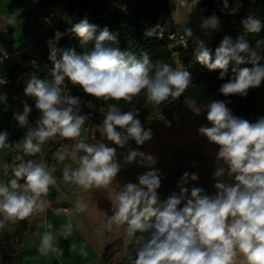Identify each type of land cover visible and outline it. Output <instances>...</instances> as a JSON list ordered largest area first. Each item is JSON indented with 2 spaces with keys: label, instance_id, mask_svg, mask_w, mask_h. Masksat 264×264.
Instances as JSON below:
<instances>
[{
  "label": "clouds",
  "instance_id": "obj_1",
  "mask_svg": "<svg viewBox=\"0 0 264 264\" xmlns=\"http://www.w3.org/2000/svg\"><path fill=\"white\" fill-rule=\"evenodd\" d=\"M239 6L228 14H234ZM228 8V0H223V9ZM241 25L242 32L235 39L223 37L214 56L203 41L194 42V60L209 71L219 70V79H224L231 65L233 76L218 88L224 97H244L249 89L259 87L264 81V63H261L264 39L256 40L254 46L247 39L250 34L260 33L264 22L249 15ZM219 26L215 14L203 18L200 24L208 35ZM71 30L85 50L77 53L74 48L56 47L62 36L59 32L48 41L52 79L32 77L26 83L24 93L35 98L39 116L34 124L30 123L32 109L28 106L22 114L14 115L18 126L26 129L14 147L27 156H36L49 139L75 141L71 153H54L61 162L70 158L77 163L75 168L65 164L63 181L85 191L107 188L123 167L117 162V148H125L130 141L143 145L153 137L151 129H146L138 119L134 98L143 93L146 103L158 107L170 97L183 94L191 83L190 74L160 61L153 65L147 54L136 60L127 51L106 47L105 42H116L107 27L98 31L96 25L81 20ZM184 31L188 38L192 37L190 28ZM89 43L93 45L91 50H87ZM244 64L251 67H240ZM66 80L95 100L115 101L99 109L104 118L95 126L100 139L94 143L81 138L88 115L82 114L81 97L69 95ZM121 101L131 106L129 110H121L118 106ZM228 103L231 101L212 100L199 105L196 111L197 115L206 113L211 125L201 126L199 134L219 149L213 173L214 195L205 194L200 187H193L189 193L183 185L199 177L186 171L179 181V194H171L158 205L161 174L155 169L156 158L128 150L124 164L135 162L152 170L139 175L138 183L123 185L111 197L112 215L105 227L111 230L113 225L126 226V236L135 239L138 247L130 264H264V117H258L255 122L237 117L227 107ZM86 105L93 107L91 101ZM8 138L6 130L0 131V149L13 146ZM14 176L8 184H0V229L43 211L46 204L43 197L57 182L46 162L37 159L21 160ZM86 207L77 203L75 209L82 212ZM71 232L72 224L68 223L61 235L67 238ZM138 232L147 235L137 237ZM54 239L49 231L42 234L38 248L41 255L59 251ZM82 254L87 253L82 251Z\"/></svg>",
  "mask_w": 264,
  "mask_h": 264
},
{
  "label": "trees",
  "instance_id": "obj_2",
  "mask_svg": "<svg viewBox=\"0 0 264 264\" xmlns=\"http://www.w3.org/2000/svg\"><path fill=\"white\" fill-rule=\"evenodd\" d=\"M110 1L112 0H36V6L41 18L43 20L47 18L50 20L56 19V21H52L43 30L40 40L36 43L37 47H35L34 52L24 54L20 62L13 63L8 67L5 72L8 85L13 86L17 82L19 73L26 74V76L34 75L39 80H51L53 64L48 59V41L54 39L55 34L59 32L62 36L56 47L61 49L74 48L77 53L84 51L85 49L81 48L79 38L71 29L81 20H87L89 24L96 25L98 31L107 27L115 35L116 42H105L106 47L127 51L136 60H140L143 55L147 54L153 65L160 61L170 64L174 69H183L190 74L191 83L178 98L170 97L168 101L158 107L146 103L142 97H139L138 101L133 100L136 108L139 109L138 119L142 116L153 114H157L161 119L170 118L172 112L185 99L193 100L198 105L212 100H230L231 103H228L227 107L231 109L233 115L240 116L250 122H255L258 117H264V81L259 87L249 89L244 97H224L218 92V88L233 76L231 65L228 73L221 80L218 78L220 75L219 70L209 71L204 65L195 61L187 46L172 44V39L169 38L168 34L177 30L178 24L172 19L168 0H126L127 4L123 3L124 0H118L119 4L106 7V4ZM228 4V9H223V0H198L196 4V11L199 14L207 17L215 14L220 20L219 29L212 31L207 44V48L211 50L213 56L215 49L219 46L224 36L227 35L235 39L242 32L241 21L244 18L254 15L264 22V0H228ZM237 4L240 5L238 11L231 15L228 14L231 9L237 8ZM247 39L250 46H254L256 40L264 39V29L258 34H250ZM261 63H264V61H261ZM240 67H251V65L244 64L240 65ZM66 84L70 87L69 95L81 97L82 107H85V110L82 109V114L88 115L91 118L88 117L90 122L95 118L96 124H100L103 120V112L95 111L94 113V110L86 105L92 97L83 93L78 85L74 86L68 83L67 80ZM95 102L99 103V108H107L109 104L115 103L112 100L106 103L102 100H95ZM118 106L122 111H127L131 107L123 101L119 102ZM30 108L32 111L29 115L38 117L39 112L32 106ZM86 109H91L92 113L89 110L86 111ZM11 114V109L4 110L2 111L1 119L8 122ZM17 154L19 153L17 152ZM177 154L179 153L177 152L165 166L169 175L171 174L174 177L164 181L161 180L160 187L164 188V190L159 195L158 205L162 204L171 194H179L181 187L179 185L180 178H176V174L183 175L186 171L191 172L200 167L178 159ZM193 156L201 157L197 153H194ZM9 173L14 175V171H9ZM0 184H4L1 178ZM188 189L190 193L191 188ZM205 194H208V192L205 191ZM182 206L183 204L180 205V207ZM3 229L4 235H0V262L2 264H10L16 249L10 242L9 235L15 231L11 230L9 224ZM0 233H2V229H0ZM140 235L146 236L147 234L136 233L137 237ZM137 247L135 239L127 237V243L125 244L127 260L121 264H130V259L135 256ZM108 249L109 245L105 248L104 257L107 256Z\"/></svg>",
  "mask_w": 264,
  "mask_h": 264
},
{
  "label": "crops",
  "instance_id": "obj_3",
  "mask_svg": "<svg viewBox=\"0 0 264 264\" xmlns=\"http://www.w3.org/2000/svg\"><path fill=\"white\" fill-rule=\"evenodd\" d=\"M24 2H27V0H0V53L9 54L7 59L0 58V77L2 71L14 63L15 54L21 51L22 48V44L16 46L14 45L15 39L11 41L8 38L13 36L14 30L11 29L10 25L13 20H17L18 15H22ZM33 14L40 15L38 9H34ZM178 29L180 28L178 27ZM32 77L35 76H26L27 79ZM198 107L199 105L193 100H183L172 112L170 118H159L165 120L166 123L162 127L151 128L153 133L151 140L146 141L143 145H136L134 141H130L125 148H117V162L122 164L123 167L113 183L107 188L82 190L63 181L62 169L64 165L61 166L59 160L54 159L47 164L48 170L56 177L57 182L55 185L50 186L48 193L43 197L46 201L43 211H37L29 218L18 221L14 225L10 224L11 229L13 228L15 232L9 235V240L12 244L14 243L13 246L16 249L10 264H14L16 258L20 259L19 264H22L23 260L25 262L32 261L34 264H121L126 261V226L117 227L113 225L111 230L105 227L108 217L112 215L110 200L116 192L122 190L123 185L138 183L137 177L152 169L139 167L135 162L124 164V157L129 149L151 154L157 160L155 169L160 173L162 172L163 178L161 180L164 181L174 177L166 172L165 166L172 159L175 150L178 149L179 139H177L176 131ZM106 143L110 147H116L110 142ZM68 153H71V151H68ZM28 159V156L24 154L21 160ZM66 160L69 166L73 168L77 166V163L72 159L68 158ZM183 160L186 163L202 164L203 172L209 166H214L216 170L214 160L209 159L204 166L201 161H193L188 158ZM56 163H58L59 169L57 168L58 171L54 172L51 168L55 167ZM1 176H3L1 179L4 184H8L7 182L15 178L10 173H4ZM175 176L181 178L182 175L176 174ZM20 183H23V181H20ZM213 185V178L207 173L204 180H199L197 184L188 182L183 187L191 189L200 187L209 192L210 195H214L216 190ZM163 190L162 187L157 190L158 197ZM77 203H83L87 207L82 212L76 211L75 206ZM68 223L72 224V232L69 237L64 238L61 233L63 226ZM48 225H51V227H47ZM45 231L53 234L54 244L59 251L49 252L47 255L39 253L40 238ZM107 245H109V249L107 256L104 257L103 254ZM82 251L87 254H82ZM24 255L29 259H25Z\"/></svg>",
  "mask_w": 264,
  "mask_h": 264
},
{
  "label": "rangeland",
  "instance_id": "obj_4",
  "mask_svg": "<svg viewBox=\"0 0 264 264\" xmlns=\"http://www.w3.org/2000/svg\"><path fill=\"white\" fill-rule=\"evenodd\" d=\"M118 0H112L106 4V7H112L116 4H119L117 2ZM123 1V0H120ZM185 4L181 5L179 0H172L170 2V11L173 21L178 24L177 26L180 28L179 30L184 34L185 38L187 39V49L190 54L193 55V50L195 48V40L199 39L204 42L205 46L207 47V44L210 40V35H205L206 32L200 28V24L202 23L203 18L207 17L205 15H201L196 11V4L198 0H182ZM127 1L124 0L123 3H126ZM124 4V5H125ZM24 8L22 9L21 14L18 15L17 20H13L10 27L14 30L12 33L13 36L9 37V40H14V45H20L22 44L21 51L15 54L16 58L14 59V63L20 62L21 58L26 53H32L35 51L36 43L40 40L42 36V32L44 29H46L52 21H56V19H45L43 20L40 15H34L33 11L36 10L37 7L35 6V0H27V2L23 3ZM128 6V5H127ZM198 13V14H197ZM195 16V17H194ZM65 18V17H62ZM197 19V20H196ZM185 28H190L192 30V37L188 38L185 34ZM10 30V29H9ZM8 42L10 43V41ZM93 45L89 43L87 46V50H91ZM175 56V55H174ZM7 69L2 71V75L0 77V97H5L6 99H0V131L6 130L9 133V142L13 144L12 147H6L3 149H0V178L4 173H9V171H14L16 165L21 161L22 157L24 156V153L14 147V144L19 141L26 131V129L21 128L18 126L16 120L14 119L15 114H22L23 109L25 106L33 107L35 108V98L32 96L25 95L24 89L26 87V83L29 79L26 78V74L19 73V79L17 82L11 86L8 85V80L5 78L4 71H7ZM11 86V87H10ZM68 90L70 91V87L67 86ZM144 98L145 96L143 93H141L140 96L135 97L134 101H138V98ZM143 100V99H141ZM93 104L92 110L99 111L98 102H95V99L91 98L90 100ZM101 104V103H100ZM85 107H82L84 109ZM11 109L12 114L10 115V120L8 122L3 121L1 119L2 111ZM91 109H86V111L89 110V112L92 113ZM85 110V109H84ZM197 109L191 113L188 120L176 131L177 139H179L178 143V149L175 150V152L172 155V158L177 154L178 159H184L188 158L193 161H201L203 163V166L210 160L215 161L216 153L218 152V146L214 144H210L206 137L199 134L198 129L201 126H208L211 125L206 120V113L201 112L199 115L196 114ZM102 119L104 118V113H102ZM89 117V116H88ZM240 117V116H237ZM37 116H30L29 115V121L30 123L35 122L37 119ZM90 118V117H89ZM160 116L157 114L153 115H145L140 118V121L145 126L146 129H151L154 127H162L164 126L165 120H160ZM91 119V118H90ZM95 118L90 120H86L84 125H82L81 129V138L85 139L86 142L94 143L97 139L100 138V133L96 129V122L94 121ZM15 120V121H14ZM177 141V142H178ZM75 143V141L70 140H63L59 137H56L54 139H49L46 144L43 146L42 151L36 156H28L29 159H37L38 161L46 162V164L51 163L52 160L56 159L54 156V153L57 151H72V145ZM71 149V150H70ZM17 152L19 154H17ZM197 153L201 155V157L197 158L194 157L193 154ZM59 164L61 166H65L67 164V160L61 162L59 161ZM58 163H56V166L51 168L54 172L58 171ZM68 165V164H67ZM200 166L196 170H192L191 173L198 174V180L197 181H191L192 184H197L199 180H204L206 178V174L208 173L213 178V173L215 171L214 166L207 167L206 171H202L203 167L202 164H196ZM59 169V168H58ZM167 172V170H166ZM162 174V172L160 173ZM165 175V174H164ZM57 181V180H56ZM213 182L215 183L216 180L213 179ZM2 183V182H1ZM207 192V191H206ZM66 195V194H65ZM64 195V197H65ZM208 195L210 193L208 192ZM10 225V224H9ZM13 231V228L11 229ZM4 229H2L3 234ZM14 244V243H13ZM25 259H29L27 256H23ZM20 259L16 258L14 261V264H19ZM0 264H2L0 262ZM22 264H34L32 261H24Z\"/></svg>",
  "mask_w": 264,
  "mask_h": 264
},
{
  "label": "built area",
  "instance_id": "obj_5",
  "mask_svg": "<svg viewBox=\"0 0 264 264\" xmlns=\"http://www.w3.org/2000/svg\"><path fill=\"white\" fill-rule=\"evenodd\" d=\"M171 2L172 0H168ZM181 5H184L185 3L182 0H179ZM159 34H161L159 32ZM169 38L172 39V44H180L182 46H187V39L185 38L184 34L179 30H175L174 32H171L168 34ZM7 55L5 56V53H0V58H5L7 59L9 57V54L6 53ZM168 172V171H167ZM161 178H163V175H161Z\"/></svg>",
  "mask_w": 264,
  "mask_h": 264
},
{
  "label": "bare ground",
  "instance_id": "obj_6",
  "mask_svg": "<svg viewBox=\"0 0 264 264\" xmlns=\"http://www.w3.org/2000/svg\"><path fill=\"white\" fill-rule=\"evenodd\" d=\"M198 14V13H197ZM195 17V16H194ZM197 20V19H196ZM205 35H207V34H205Z\"/></svg>",
  "mask_w": 264,
  "mask_h": 264
}]
</instances>
